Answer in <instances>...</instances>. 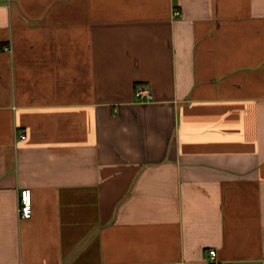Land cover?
I'll return each mask as SVG.
<instances>
[{
    "label": "crops",
    "instance_id": "obj_1",
    "mask_svg": "<svg viewBox=\"0 0 264 264\" xmlns=\"http://www.w3.org/2000/svg\"><path fill=\"white\" fill-rule=\"evenodd\" d=\"M210 249L264 264V0H0V264Z\"/></svg>",
    "mask_w": 264,
    "mask_h": 264
},
{
    "label": "built area",
    "instance_id": "obj_2",
    "mask_svg": "<svg viewBox=\"0 0 264 264\" xmlns=\"http://www.w3.org/2000/svg\"><path fill=\"white\" fill-rule=\"evenodd\" d=\"M136 95L139 98L145 97L149 99L151 97L150 93L145 89L141 88L136 90ZM24 136L21 135V138ZM19 206L18 211L21 217L28 218L31 216V191L29 188H22L19 193ZM209 260L211 264H221L219 260L216 258V250H209Z\"/></svg>",
    "mask_w": 264,
    "mask_h": 264
}]
</instances>
